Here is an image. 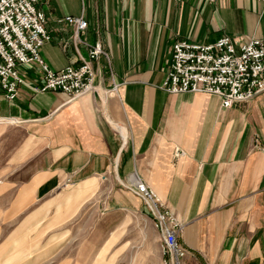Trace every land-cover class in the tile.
Masks as SVG:
<instances>
[{
  "label": "crops",
  "instance_id": "obj_1",
  "mask_svg": "<svg viewBox=\"0 0 264 264\" xmlns=\"http://www.w3.org/2000/svg\"><path fill=\"white\" fill-rule=\"evenodd\" d=\"M42 7L52 69L88 53L59 21L67 15L86 18L83 38L108 57L94 63L95 90L75 99L34 92V63L21 66L15 100L0 90V264H162L160 232L128 187L134 172L184 223L187 264H264V91L225 107L217 95L161 87L179 39L264 38V0Z\"/></svg>",
  "mask_w": 264,
  "mask_h": 264
},
{
  "label": "built area",
  "instance_id": "obj_2",
  "mask_svg": "<svg viewBox=\"0 0 264 264\" xmlns=\"http://www.w3.org/2000/svg\"><path fill=\"white\" fill-rule=\"evenodd\" d=\"M44 1L0 0V90L7 100H15L25 84L22 65L34 63L42 70L41 83L32 87L34 92L59 90L75 99L95 90L94 63L102 56L108 57L100 41L89 43L83 38L82 33L89 26L86 18L67 15L59 21L73 27L74 43L84 44L88 53L80 54L79 65L52 69L41 54L42 46L52 39L46 27ZM161 87L172 94L217 95L225 107L250 100L264 91V38L239 42L223 35L212 43L179 39L173 44ZM257 145L264 152V142L257 140ZM181 153L176 151V155ZM128 187L144 201L160 232L162 264H187L188 251L180 241L184 223L136 172Z\"/></svg>",
  "mask_w": 264,
  "mask_h": 264
},
{
  "label": "rangeland",
  "instance_id": "obj_3",
  "mask_svg": "<svg viewBox=\"0 0 264 264\" xmlns=\"http://www.w3.org/2000/svg\"><path fill=\"white\" fill-rule=\"evenodd\" d=\"M77 255H78V254H77V250H76V253H75V257H76V259H77Z\"/></svg>",
  "mask_w": 264,
  "mask_h": 264
}]
</instances>
